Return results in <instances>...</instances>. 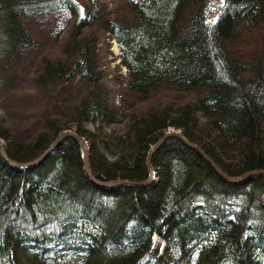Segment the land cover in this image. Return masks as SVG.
Wrapping results in <instances>:
<instances>
[{"label":"trees","instance_id":"1","mask_svg":"<svg viewBox=\"0 0 264 264\" xmlns=\"http://www.w3.org/2000/svg\"><path fill=\"white\" fill-rule=\"evenodd\" d=\"M65 9L74 18L31 67L48 102L62 86L81 92L73 127L45 112L10 130L8 160L29 163L66 130L41 164L0 156V264H264V0H0V58L36 48L23 21ZM111 41L118 47L112 66ZM125 69L123 87L110 84ZM5 81L0 79V88ZM88 125L91 129L88 128ZM165 243L161 255L153 238Z\"/></svg>","mask_w":264,"mask_h":264},{"label":"rangeland","instance_id":"2","mask_svg":"<svg viewBox=\"0 0 264 264\" xmlns=\"http://www.w3.org/2000/svg\"><path fill=\"white\" fill-rule=\"evenodd\" d=\"M71 1L83 12L87 5L93 4L97 7H110L119 0ZM73 19L68 10L61 9L50 12L42 17H36L34 20L23 21L27 33L36 43V48L25 51L12 62L0 58V79L2 81L6 80V84H2L0 88V124L4 127L13 130L20 125L24 126L33 123L35 122L33 120L34 117H42L46 111L53 117L58 118L61 124L69 128L73 127L71 109L80 99V90L69 85L62 86L54 94L53 101L48 102L35 90L31 74V67L41 52L46 51L57 43ZM111 43L110 50L113 55L109 59L114 58L112 62V66L114 67L119 64V60L117 59L119 51L116 42L111 41ZM125 80L126 71L122 69L112 73L109 82L114 87L116 85L115 89H117L123 87ZM88 128L91 129L89 125ZM29 129L36 131L38 126H34V128L29 127ZM169 131L175 130L170 129L167 132ZM0 142L3 146L1 139ZM261 201L264 205V195ZM164 248L165 243L158 237H154L153 250L161 255Z\"/></svg>","mask_w":264,"mask_h":264},{"label":"water","instance_id":"3","mask_svg":"<svg viewBox=\"0 0 264 264\" xmlns=\"http://www.w3.org/2000/svg\"><path fill=\"white\" fill-rule=\"evenodd\" d=\"M66 138H71L74 141H76V143L79 145L80 149H81V154H82V158H83V169L86 173V175L88 176L89 180L96 185L98 188L101 189H106V188H112L115 186H120V185H124V184H131V185H145L146 183L150 182L153 178V172L150 166V157L153 154L154 151H156L161 145L162 143L167 139V138H177L180 139L186 146L192 148L193 150L197 151L204 159L205 161L212 167V169L218 174L220 175L222 178H224L226 181L228 182H237L242 180L243 178L247 177L248 175H250L251 173L245 174L239 178H231L228 177L227 175H225L222 170L215 164V162L209 157L207 156L201 149H199L197 146L192 145L191 143H189L187 141V139L178 131H169L166 132L162 138L157 142V144L155 146H153L147 155V162H146V166H147V170L149 172V178L147 181L142 182V183H133V182H125V181H112V182H100L95 180L93 177H91L89 170H88V164H87V146H86V142L83 139L82 136L78 135L77 133H75L72 130H66L63 131L62 133H60L56 139L53 141V143L49 146V148L42 154L40 155L38 158H36L35 160L29 162V163H25V164H17L14 163L10 160L7 159V157L4 154V150H3V146L1 145L0 142V156L3 157L10 165L15 166L17 168L23 169V168H29V167H34L36 165L41 164L46 158H48L56 149V147L58 146V144L66 139ZM257 174L259 175H263V172H257Z\"/></svg>","mask_w":264,"mask_h":264}]
</instances>
